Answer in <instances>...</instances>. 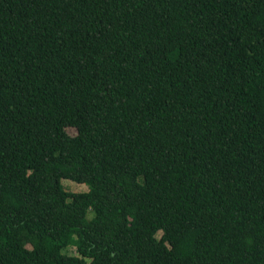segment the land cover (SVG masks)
Instances as JSON below:
<instances>
[{
    "label": "trees",
    "instance_id": "1",
    "mask_svg": "<svg viewBox=\"0 0 264 264\" xmlns=\"http://www.w3.org/2000/svg\"><path fill=\"white\" fill-rule=\"evenodd\" d=\"M0 264H264V0H0Z\"/></svg>",
    "mask_w": 264,
    "mask_h": 264
},
{
    "label": "rangeland",
    "instance_id": "2",
    "mask_svg": "<svg viewBox=\"0 0 264 264\" xmlns=\"http://www.w3.org/2000/svg\"><path fill=\"white\" fill-rule=\"evenodd\" d=\"M66 130L70 135H74L76 133V130L73 127H67ZM60 183L63 189L69 193H84L87 191V186L85 184L76 183L67 179H61ZM91 217H92V213L88 212L87 218L90 219ZM160 234L161 233H158L157 237H160ZM66 250L69 253H75L72 246L67 247Z\"/></svg>",
    "mask_w": 264,
    "mask_h": 264
}]
</instances>
